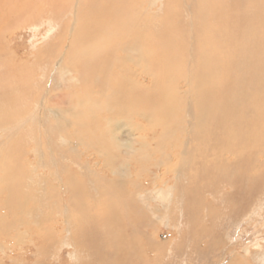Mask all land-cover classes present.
Segmentation results:
<instances>
[{
	"label": "rangeland",
	"instance_id": "1",
	"mask_svg": "<svg viewBox=\"0 0 264 264\" xmlns=\"http://www.w3.org/2000/svg\"><path fill=\"white\" fill-rule=\"evenodd\" d=\"M74 1L0 0V264H264V155L259 154L263 142L257 139L255 154L243 151L240 158L225 145L232 141L223 134L225 122H220L221 148L199 143L213 122H192L193 114H204L200 102L219 98L212 92L200 96L199 81L191 80L189 106L177 110L176 119L157 123L136 113L141 108L151 111L148 98L168 109L159 92H147L156 87V80L147 87L140 72L130 68L124 73L117 62H107L108 76L98 72L84 81L69 62L77 60L68 56L75 47L83 51L92 45L90 18L79 15L87 0L80 5L76 0L73 6ZM185 1L183 7L170 0H149L142 6L151 10L150 25L158 29L155 33L149 26L146 35L153 33L159 45L163 37L171 38L167 49L174 50L180 62L194 67L193 53L200 51L227 54L231 33L248 32L251 0H208L211 15L206 25L211 32L207 26L201 30L200 13ZM77 4L80 22L72 18ZM49 18L57 27L46 36ZM160 29L167 32L161 36ZM180 62L175 61L172 77L159 81V86L169 87L175 80L174 90L187 87ZM97 77L100 84L93 88ZM107 77H112V84L123 77L136 84L142 92L130 95L138 99L139 108L120 112L117 106L107 107L100 97L107 91ZM83 91L101 105L85 109L88 96ZM80 92V113L62 125L71 114L61 108L73 107L68 99ZM181 98L175 99L177 106ZM232 107L226 110H235L230 120L234 123L245 107ZM260 110L264 112V105ZM81 132L84 139L102 141L101 146L78 143ZM115 132L126 140L136 138L132 148L115 144ZM171 137L175 142H169ZM185 149L191 164L182 170L178 164ZM160 153L167 156L166 164L153 166L151 157L162 161ZM224 162L235 164L234 173L227 168L223 175L217 172Z\"/></svg>",
	"mask_w": 264,
	"mask_h": 264
},
{
	"label": "bare ground",
	"instance_id": "2",
	"mask_svg": "<svg viewBox=\"0 0 264 264\" xmlns=\"http://www.w3.org/2000/svg\"><path fill=\"white\" fill-rule=\"evenodd\" d=\"M39 1H47L48 4H53V2H55L56 0ZM148 1L149 0H87L84 10H82L81 14L79 15L81 17L82 15H85L83 18H90L88 25L91 33L89 38L92 45L83 51L80 49H76V47L75 49L73 48V51L71 50L72 53L70 51L69 54H71H68V57L69 59L72 58L74 60H77V62L73 60H69V62H71L76 66V68H78V71L81 72L80 75L83 77L84 81L88 80L91 75L95 76L98 72V76L101 74L104 76H108L110 73V69L107 70L106 68L107 62H117V67L124 73L129 72L130 68L140 72L144 77L142 78V81L147 87L150 86L152 80H156V87L153 90L147 92H159L167 103L162 105H168V109H161L159 104L157 103L156 98L153 101L148 98L147 100L149 105L151 103L153 104V106L151 105V111L144 112L141 106L140 108L142 112L136 111L140 119L144 118L148 122L152 123L163 122L167 118L176 119L178 117V115H176L177 110H182L184 106H189V101L186 93L188 95V92L191 90V80L199 81L198 94L200 93V96L208 95V92H212L215 94L217 93L219 97L217 100L212 97L210 99L204 100L203 102H200L202 105V110L204 109L206 111V108L208 106H211L210 113H206L204 111V114H200L199 111H197V113L193 114L194 120L192 122H199L202 125L213 122L211 128L206 130L202 138L199 139V143L208 144L210 147L215 146V149L221 148L219 147L220 142H218L221 141L218 138L220 122H225V126L223 125L222 127L224 129L223 134H229V136L227 134L226 135L232 141V144L229 141V144H226L224 140L228 150L232 152H239L240 158L243 157V155L241 154L243 151H246V154L253 155L256 151V140L260 139L263 142V150L259 154L264 155V132H262V129H264V112L260 110V108L264 105L263 102L261 103V99L264 98V50L261 49V45L264 43V0H251L253 3V9L249 11L250 27L247 30L248 32L241 29H236L233 31V33L235 34L231 33L228 43L225 44L227 54L221 56L215 54L210 55L209 53L205 54V51H200L199 54L195 52L193 53V58H197V62L195 63L194 67L189 61L186 60H182V62L184 63L183 64L182 62H180L181 59H178L176 52H174L176 57L173 56L174 54H172V52L174 50L172 52L168 50L169 45L173 44V41H170L171 38H167L166 40H164L163 37L161 41L159 40V45L156 42L157 40H153V33H150L149 35L147 33L146 35V30L149 26H153L155 28V33L158 30L156 28V25H150L153 24L151 23L153 21V18L152 21H150L151 10L146 7V3ZM175 1H178V7H183L184 3L183 5L181 4L182 0H170L169 3H173ZM81 2V0H78L79 5L82 4ZM183 2L186 3L185 0H183ZM208 2V0H201V2L200 0H190L189 2H187L188 6H191V9H194V11L195 9H197L200 13V19L202 21V31L208 27L206 25V21L211 15V13H209L207 10ZM75 3H77L76 0L72 3V5L75 6ZM169 3L167 4V6L168 9H171L169 8L171 6L169 5ZM78 4L77 8L73 10L76 16L72 15V18L75 20H79L78 22H80V18H77ZM144 4L146 6L143 9L142 6ZM151 4L152 3L150 2L148 6H151ZM68 5H70V2L68 3ZM212 5L215 8V3H213ZM16 12L20 13L22 11L16 10ZM152 14L155 13L153 12ZM45 21L50 27V31L46 34L47 36L53 30H55L54 28L57 27V22L53 18H49ZM39 22L40 21L36 22V26H38ZM177 22H179L178 25H180L181 18L178 19ZM178 27L179 29L181 28V26ZM209 30L210 32L212 31L210 28ZM160 31L161 36L162 33L167 32L166 29H160ZM145 35L149 38L145 39ZM167 35L164 34V36L166 37ZM170 36L173 37L174 35ZM127 37H129V40H126ZM142 40L144 41L142 42ZM176 40L174 43L175 45ZM211 40L213 42L212 47H216L217 45L214 43V39L211 38ZM69 47H71V44L68 45V48ZM166 49L167 52H165ZM118 50H120L121 52L119 57L114 53ZM213 50L214 52L216 51V49L214 48ZM239 50H242L243 52L240 53ZM41 53L42 50L40 54ZM198 55H202L200 59L198 58ZM175 61L180 62V74L187 87L174 90L173 86L175 80L170 81L169 87L163 88L159 86V81L165 79L169 80L172 77L176 69ZM196 77H199L200 79L197 80ZM111 78L112 77H107L105 79V84L103 85L106 86L107 91L106 93H101L103 95H100V97L104 99L105 105H107V107H109L110 109H113V107L117 106V109L121 110L120 112H124L130 107L139 108V105H137L138 99H135L134 95H130V91L135 94H140L142 90L138 89L136 84L129 82V80H127L125 77L113 84L112 82H109ZM97 82L98 77L95 79V82H92L93 88L96 86V84H100ZM86 87L87 85L84 88ZM172 90L174 91L171 93ZM83 94L88 96L87 99L89 98L88 100L85 99L84 101L88 105L85 106V109L86 107L94 108L95 106L101 105L99 102H95L90 97V95L86 93V91H83ZM83 94L82 92H80V94L78 95L73 93L74 99H68L70 101L69 106L73 105V107L61 108L60 112L71 114L69 116V120H64L62 125H67L68 123H70L72 121L71 117L73 116V114L80 113V110L76 105L83 102V98H81L83 97ZM179 96H182V105L177 106L179 104L175 101V99L179 98ZM195 101L197 104L198 100ZM234 105H238L239 108L242 109L243 107H245V109L242 110L243 112L241 116L240 114H238L240 117L233 123V121L230 120H234L236 116L234 115L235 110L232 112L231 110H226V108L231 106L234 107ZM190 107L191 111L193 112L194 108L193 106H191V104ZM158 109H161V111L159 112ZM155 111H158V113H156ZM122 120L125 123L128 121L126 117H122ZM112 124L113 122H110L109 126H111ZM135 126L136 125H134V128ZM119 128L120 126L115 127L117 131H119ZM163 132L166 133L167 129L165 128ZM118 133L119 132L113 133V142L120 147L129 146L131 149L132 143L136 138L132 136V139L126 140L121 136H118ZM168 133L170 134L169 131ZM130 134L133 135L131 132ZM79 136L80 137L77 139L78 143L90 145L92 148L93 146L99 148V146H101L102 144V141L97 142L99 141L97 139H84L85 136L82 132L79 134ZM171 140H173L172 137L169 142ZM105 142L108 143V141ZM225 145H223V147ZM135 150L137 151L136 148ZM188 154L189 150L187 149H185L181 153V161L178 165L182 170L184 167H187L191 164L190 160L188 159ZM161 155L163 162L161 161V159L152 158L153 156L151 157V159H153V166H164L166 164L165 159L167 158V156H165V153H162ZM164 156L166 158H164ZM168 160L170 161V158ZM251 161H253V159ZM202 165H204V162ZM83 166L86 170L88 169L87 164H84ZM233 166H235V164ZM233 166L231 163L226 164L224 162L223 165L217 167V172L223 175L224 173H226L223 169L227 168L229 171L234 173L231 168ZM228 174L230 175L231 173ZM156 192L160 193L161 191L158 190Z\"/></svg>",
	"mask_w": 264,
	"mask_h": 264
}]
</instances>
